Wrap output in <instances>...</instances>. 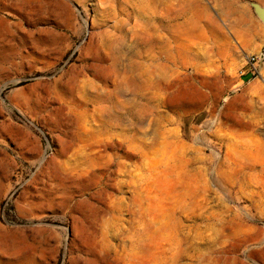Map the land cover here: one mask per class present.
I'll return each mask as SVG.
<instances>
[{"label":"rangeland","instance_id":"1","mask_svg":"<svg viewBox=\"0 0 264 264\" xmlns=\"http://www.w3.org/2000/svg\"><path fill=\"white\" fill-rule=\"evenodd\" d=\"M252 2L0 0V264H264Z\"/></svg>","mask_w":264,"mask_h":264},{"label":"built area","instance_id":"2","mask_svg":"<svg viewBox=\"0 0 264 264\" xmlns=\"http://www.w3.org/2000/svg\"><path fill=\"white\" fill-rule=\"evenodd\" d=\"M264 66V50L258 54H252L247 58L246 65L244 71L242 72V76L247 78H252L258 74L262 70Z\"/></svg>","mask_w":264,"mask_h":264},{"label":"bare ground","instance_id":"3","mask_svg":"<svg viewBox=\"0 0 264 264\" xmlns=\"http://www.w3.org/2000/svg\"><path fill=\"white\" fill-rule=\"evenodd\" d=\"M185 5L186 4V0H148V7H149V9H151L152 10V12H151V14H155V12H158V11H160V10H163V9H165V6L167 7V6H174V8H176V10L177 11H180V9H177V7H180V6H182V5ZM174 8H172V9H174ZM172 9H170V10H172ZM168 10H169V8H168ZM164 11V10H163ZM175 11V10H174ZM185 11V10H184ZM184 14V13H183ZM182 14V15H183ZM152 16V15H151ZM149 18V17H148ZM151 19V20H150ZM156 19H154V21H155ZM146 21V20H145ZM148 22H146V26H150V25H154V24H151V22H152V18H149L148 20H147ZM156 24V23H155ZM178 24V23H177ZM179 25V24H178ZM154 28V27H153ZM163 32V31H162ZM152 35V34H151ZM160 38V37H159ZM158 38V39H159ZM149 39V38H148ZM151 39V38H150ZM157 39V40H158ZM152 41H154V40H152ZM159 41H161V40H159ZM150 43V42H149ZM150 45H152V44H150ZM142 250V249H141Z\"/></svg>","mask_w":264,"mask_h":264},{"label":"water","instance_id":"4","mask_svg":"<svg viewBox=\"0 0 264 264\" xmlns=\"http://www.w3.org/2000/svg\"><path fill=\"white\" fill-rule=\"evenodd\" d=\"M252 6L254 7L255 12H256L258 18L264 24V5H261L259 3L252 2Z\"/></svg>","mask_w":264,"mask_h":264}]
</instances>
